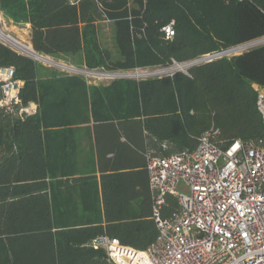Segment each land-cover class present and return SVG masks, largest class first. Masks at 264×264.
I'll use <instances>...</instances> for the list:
<instances>
[{
    "label": "trees",
    "instance_id": "16d2710c",
    "mask_svg": "<svg viewBox=\"0 0 264 264\" xmlns=\"http://www.w3.org/2000/svg\"><path fill=\"white\" fill-rule=\"evenodd\" d=\"M0 11L30 25L38 54L108 73L165 69L264 38V0H0ZM172 21L175 37L166 40L162 28ZM2 67L14 68L22 104L38 111L22 118L0 110V264H112L94 239L137 250L156 240L147 167L105 174L101 186L94 169L81 168V134L92 140L91 124L97 145L99 124L125 134L136 124L167 155L194 149L211 128L223 149L264 138L255 90L264 86V44L187 73L108 86L47 68L0 41ZM177 211L167 195L162 218Z\"/></svg>",
    "mask_w": 264,
    "mask_h": 264
},
{
    "label": "built area",
    "instance_id": "2783aa9c",
    "mask_svg": "<svg viewBox=\"0 0 264 264\" xmlns=\"http://www.w3.org/2000/svg\"><path fill=\"white\" fill-rule=\"evenodd\" d=\"M175 25L172 21L162 28L166 40L175 37ZM263 44L264 38L200 60L207 63L212 58L240 55ZM135 71L139 77L119 74L138 79L154 74ZM0 85V110L22 118L37 113L36 103L22 104L23 83L15 79L13 67L0 68ZM255 90L264 126V86ZM219 134L211 128L199 137L194 149L148 157L153 216L159 233L147 249L137 250L108 236L94 239L92 246L104 249L112 264H264V138L254 143L235 140L223 149L213 141ZM180 185L187 194L179 190ZM167 195L177 200L178 211L162 218Z\"/></svg>",
    "mask_w": 264,
    "mask_h": 264
},
{
    "label": "crops",
    "instance_id": "0c3cea01",
    "mask_svg": "<svg viewBox=\"0 0 264 264\" xmlns=\"http://www.w3.org/2000/svg\"><path fill=\"white\" fill-rule=\"evenodd\" d=\"M78 1L79 0H75L76 3ZM0 13L2 12L0 11ZM25 27L28 30L27 31L28 42L32 46L30 25H26ZM129 79H134V78H129ZM113 80L115 79L112 78V81ZM111 82L99 83V84L89 82V84L108 86ZM129 126L134 127V128H129V129H134V132L128 130L125 134L120 131H115V129H117L116 124L115 125L99 124V145H97V141L95 139L96 134L93 130L92 124H91V132H90V135L92 136V140L88 138V133L83 132L81 134V140H80L81 142L79 149L80 166L81 168H85V169H89V168L94 169L95 171L94 176L99 180L100 186H101L102 177L105 174L107 175L116 172H124V171L137 172L140 170H145L147 167L148 156L167 155L168 149L165 144L160 145L159 142L156 139L152 138L144 129L139 130L141 128H138L136 124L135 125L130 124ZM91 157H93L94 160H92ZM149 187H150V182H149ZM100 194H101V189H100ZM101 206H102V200H101Z\"/></svg>",
    "mask_w": 264,
    "mask_h": 264
},
{
    "label": "rangeland",
    "instance_id": "374dc122",
    "mask_svg": "<svg viewBox=\"0 0 264 264\" xmlns=\"http://www.w3.org/2000/svg\"><path fill=\"white\" fill-rule=\"evenodd\" d=\"M0 30L6 34V35H9L11 36L12 38L16 39L17 41H19V43L21 44H25L26 46H30L31 44L28 42V38H27V28L25 26H16L13 24V22L10 21V19H8L7 17H5L2 13H0ZM0 41L8 46H10L11 48H13L14 50L20 52L17 48H15L14 46H12L11 44L5 42L4 40L0 39ZM103 41L106 42L108 45H110L112 43V35H111V32L109 29H105L104 31V36H103ZM50 59L58 62V63H61V64H64V65H68V66H72V67H75V68H78L76 67L75 65H71L69 63H66L64 61H59V60H56L54 58H51ZM41 63L42 65L46 66L47 68H52V69H56V70H59L61 72H65V73H68V74H76L74 72H70L68 70H63L62 68L60 67H55V66H50L49 64L47 63H44V62H39ZM180 65L182 64H174L172 66H170L169 68H177L179 67ZM84 69V68H83ZM168 68H165V69H157V70H149V71H152L154 72L153 76H161V75H166L168 74V72H161V71H164ZM95 72H104V73H108V72H105L104 70H94ZM148 71V72H149ZM186 72V71H185ZM119 73H123V72H119ZM129 74H136L137 71H131V72H127ZM140 73H142V71H140ZM144 73H146L144 71ZM170 73V72H169ZM90 83H95V84H99V83H109L112 81V78H98V77H90V76H87V75H84ZM144 77V76H143ZM142 78V77H141ZM140 78V79H141ZM134 79H138V78H134ZM179 190L183 193H188V191L184 188L183 185H180L179 187Z\"/></svg>",
    "mask_w": 264,
    "mask_h": 264
},
{
    "label": "water",
    "instance_id": "95a60500",
    "mask_svg": "<svg viewBox=\"0 0 264 264\" xmlns=\"http://www.w3.org/2000/svg\"><path fill=\"white\" fill-rule=\"evenodd\" d=\"M6 37H9V38H11L13 41H15V42H17L21 47H24V48H28L26 45H23V44H21V43H19V41H17L16 39H14V38H12L11 36H9V35H6V34H4ZM5 42H7V43H9V44H11L10 42H8V41H6V40H4ZM12 45V44H11ZM12 46H14V45H12ZM15 48H17L19 51H20V53H22V54H24V55H26V56H28V57H30V58H32V59H34L35 61H38V62H43V61H41L39 58H42V59H45V60H48L49 62H52V63H54V64H56L57 66H55V65H53V66H55V67H58V66H60L59 64L60 63H58V62H56V61H54V60H52V59H50L49 57H47V56H44V55H40V54H38L35 50H34V48H33V46H30L32 49H33V54H30V53H28V52H26V51H24L23 49H21V48H18V47H16V46H14ZM230 49H226V50H222V51H219V52H217V53H214L213 55H215V54H226L228 51H229ZM35 55H37V56H35ZM212 55V56H213ZM214 58H212V59H210V60H208V61H206V62H211V60H213ZM203 63V61L202 60H198V61H192V62H188V63H185V64H182V65H180L179 67H177V68H168V69H166V70H164L163 72H170L169 74H174L175 72H187L188 71V69H190V68H192V67H195V66H197V65H199V64H202ZM48 64V63H47ZM50 66H52V65H50ZM66 67H67V69L69 68H72V69H74V70H76V71H73V72H75L76 74H78V75H87V73L86 72H91V73H100V72H95V71H91V70H87V69H80V68H75V67H72V66H68V65H65ZM67 69H63V70H67ZM68 71H70V70H68ZM101 73H104V72H101ZM104 74H109V75H115V77H113L114 79H117V78H130L132 75H128V74H119V73H104ZM88 76V75H87Z\"/></svg>",
    "mask_w": 264,
    "mask_h": 264
},
{
    "label": "bare ground",
    "instance_id": "6f19581e",
    "mask_svg": "<svg viewBox=\"0 0 264 264\" xmlns=\"http://www.w3.org/2000/svg\"><path fill=\"white\" fill-rule=\"evenodd\" d=\"M0 39L6 40V41L10 42L12 45H14V46H16L18 48H21V49H23L24 51H26V52H28L30 54H33V49L30 47L31 45L30 46H27L28 48L21 47L17 42L13 41L9 37H6L1 30H0ZM35 56H37V55H35ZM39 59L41 61H43L44 63H48L49 65H52V66L55 65V66H57L56 64H54L52 62H49L48 60H45V59H42V58H39ZM59 65L60 66H58V67H60L62 69H67V67L64 64H61L60 63ZM67 70L76 71V70H74L72 68H70V69L68 68ZM86 73L90 77H98V78H113V77H115V75H109V74H104V73H91V72H86ZM139 76H140V74H134L133 77H139Z\"/></svg>",
    "mask_w": 264,
    "mask_h": 264
}]
</instances>
